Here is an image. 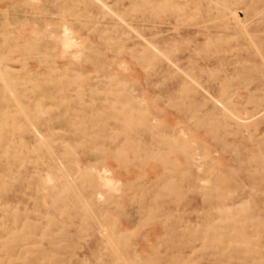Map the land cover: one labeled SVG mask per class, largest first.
Masks as SVG:
<instances>
[{
  "label": "rangeland",
  "instance_id": "1",
  "mask_svg": "<svg viewBox=\"0 0 264 264\" xmlns=\"http://www.w3.org/2000/svg\"><path fill=\"white\" fill-rule=\"evenodd\" d=\"M0 264H264V0H0Z\"/></svg>",
  "mask_w": 264,
  "mask_h": 264
},
{
  "label": "bare ground",
  "instance_id": "2",
  "mask_svg": "<svg viewBox=\"0 0 264 264\" xmlns=\"http://www.w3.org/2000/svg\"><path fill=\"white\" fill-rule=\"evenodd\" d=\"M64 39H65V38H64ZM47 179H48V177H46V180H47ZM46 180H45V182H48V180H47V181H46ZM50 181H51V180H50ZM50 181H49V182H50ZM108 181H109V180H108ZM49 182H48V183H49ZM105 184H106V183H105ZM109 184H110V182H109ZM110 186H111V185H110ZM114 191H115V190H114Z\"/></svg>",
  "mask_w": 264,
  "mask_h": 264
}]
</instances>
